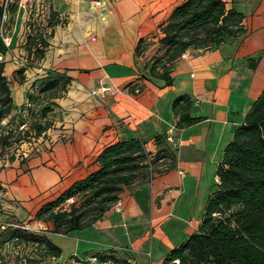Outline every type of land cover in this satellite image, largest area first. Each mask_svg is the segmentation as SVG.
<instances>
[{"label": "crops", "instance_id": "1", "mask_svg": "<svg viewBox=\"0 0 264 264\" xmlns=\"http://www.w3.org/2000/svg\"><path fill=\"white\" fill-rule=\"evenodd\" d=\"M183 1L57 0L60 9L64 10L61 15L69 14L68 23L60 24V21L56 25L46 57L39 66L44 70L64 71L72 77L68 91L56 98V124L49 130L48 137L56 139L60 133V139H71L76 143L77 161H83L86 166L85 175L77 180L98 168L96 156L104 146L137 136L146 143L152 141L151 150L147 149L155 152L158 144L154 139L159 134H166L168 143L177 149V171L160 175L157 179H154L155 173L153 184L148 189L153 196L181 198L185 194L186 183L195 181V172L197 177H203L209 167L210 173L214 169L217 171L226 145L264 89V0H252V6L248 8L243 4L239 8L240 1L236 0L235 7L245 14L247 32L242 36L229 37L213 48L188 49L169 67L174 83L166 85L165 79L150 74V65L158 53L156 36L160 25ZM254 32L262 34L263 38L255 37L259 43L250 47L249 36ZM141 38L146 39L147 45L138 54L136 47ZM71 45L74 49L63 50ZM250 59L256 62L255 68L251 67ZM74 70H80V73L76 74ZM104 87L109 90L100 95L92 93ZM134 87H140L141 92L134 93ZM184 93L194 100L193 115L202 116L204 120L179 129L173 102ZM61 100L67 102L66 106ZM72 112L77 115L69 120L66 114ZM99 120L100 127H93ZM78 140H83L85 145L80 146ZM182 167L191 173L187 175ZM147 181H138L126 188L131 189ZM217 182L215 174L214 187L209 195L216 189ZM182 200H176L175 205L169 202L170 206L175 209L180 203L187 207V200ZM162 206L163 201L160 200L159 207ZM142 212L139 204L120 197L110 216L85 228V239L76 238L77 245L72 255L82 257V253L87 251L115 247L125 253L132 264H162L167 253L183 240L177 237L172 244L165 240L164 235L159 236V243L154 250L152 248V259H149L147 243L137 248L138 242L134 234L132 236V229L139 227L134 223L138 216H133ZM158 218L163 219L162 215ZM202 218L197 220L193 232ZM37 222L43 228L50 226L43 221ZM112 231L113 236L122 234L127 243H133L137 249L135 254L128 248L118 247L117 242L110 244ZM153 232L155 235V229ZM83 246L85 250L82 252ZM152 246H155V241H152Z\"/></svg>", "mask_w": 264, "mask_h": 264}, {"label": "trees", "instance_id": "2", "mask_svg": "<svg viewBox=\"0 0 264 264\" xmlns=\"http://www.w3.org/2000/svg\"><path fill=\"white\" fill-rule=\"evenodd\" d=\"M17 0H0V34L4 16L14 10ZM236 0H184L170 17L160 25L158 53L152 58L150 74L174 83L169 67L192 47L213 48L229 37L244 35L245 14L235 7ZM53 11L48 25L58 24ZM34 58L46 57L50 41L43 32H29L26 39ZM141 38L138 54L146 48ZM0 36V156L15 143L36 142L48 137L49 116L56 109V98L68 91L72 77L64 71L47 69L36 79L23 98V107L15 99L7 75L8 55L11 53ZM31 62L21 64L16 71L20 83L26 79ZM252 68L256 62L250 59ZM39 88L38 94L33 93ZM41 109L36 107L44 100ZM193 98L184 93L173 102L179 129L194 125L204 117L192 113ZM25 110H28L25 115ZM31 114L32 118L27 117ZM5 120H7L5 122ZM55 127V126H54ZM158 149L149 151L140 137L118 140L108 144L96 156L98 168L82 179L74 181L55 198L46 200L33 218L0 223V264H55L62 256V247L50 235L87 228L100 221L119 200L121 192L130 185L149 180L155 171L175 168L177 149L168 143L166 134L155 136ZM36 146H38L36 144ZM37 152V148L33 150ZM15 155L11 160L27 162L32 156ZM216 189L209 195L199 227L172 248L162 264H264V89L254 101L242 124L226 145L216 171ZM0 185V192L5 191ZM8 200H11L7 198ZM73 199L72 202H69ZM49 223L48 228L33 231L25 224L33 221ZM3 224V225H2ZM121 253H120V252ZM96 258L97 264H132L130 258L115 247L85 252ZM76 264H89L74 257Z\"/></svg>", "mask_w": 264, "mask_h": 264}, {"label": "rangeland", "instance_id": "3", "mask_svg": "<svg viewBox=\"0 0 264 264\" xmlns=\"http://www.w3.org/2000/svg\"><path fill=\"white\" fill-rule=\"evenodd\" d=\"M17 1L18 6L14 10H11L12 12L9 10L4 16L3 22L5 23L4 25L2 24V31L4 37L10 42L9 46L12 49L11 53L8 55L7 75L10 78L13 95L19 106L23 107L22 104L24 101L22 100V97L24 96L26 90L29 89L36 79L41 78L40 76L44 75L46 72V70L40 68L39 66L41 60L34 58V54H32V52L27 48V35L29 32L34 34L43 32L47 35V38L50 41L54 35H50L53 27L48 25L52 12L56 11L58 13L56 16L58 24L60 21V24L68 23L67 17H69V14L61 15L64 10L62 11V9H60V4H58L57 0ZM239 1V8L243 7L242 4L246 5L245 8L252 6V0ZM54 29H56V26ZM256 33L257 32H254V35L249 36L250 47H255L259 43V39H254L255 37L263 38L262 34ZM71 48L74 49L71 45L67 48H63V50L67 51ZM59 61L60 60L58 59L56 60L57 63H59ZM29 62L32 64H30V67L26 71L25 82L20 83V77L16 71L19 67H21V64H28ZM73 72L78 74L80 73V70H74ZM38 90L39 88H36L33 93L36 94ZM41 100H44V98ZM47 102L48 100L45 99L36 108L41 109ZM61 103L63 106H66L67 104L65 100H61ZM75 110H78V107H76ZM25 111L26 112H24V114L26 115L28 110ZM76 115V112H72L66 114V117L70 120V117L72 118ZM31 116V114L27 115V117L32 118ZM55 116L56 114L54 112L51 113L48 118L51 122L49 126H51L52 129L56 124L55 118L57 116ZM6 121L7 120H5V122ZM78 124L80 125L79 122L77 125ZM100 124L101 121L99 120L95 123V125H93V127L99 128ZM58 136L59 137L56 139H53L52 137H46L43 139L42 137H38L36 142H32L31 144L30 142L20 144L15 143L8 146L3 155L0 156V185H3L6 188L3 193L0 192V223L7 220L18 222L16 221V215L21 219L33 218L38 208L44 201L55 198L68 188L74 180H77L85 175L84 171L86 170V166L83 161H77L79 157L76 149V143L71 139H60V133H58ZM150 142L152 141L146 143L149 150H151ZM36 144L38 146H36ZM79 145L84 146L85 142L83 140L79 141ZM35 148H37V152L33 151ZM20 153L21 155L25 154L26 156L30 154L33 155L27 162H20L19 159H15L13 161L11 160L12 156L17 154L20 155ZM29 167H31V169L27 170ZM182 169L186 171L187 175L191 173V171L189 172L186 167H182ZM175 170L177 171V169L172 168L171 170L163 173L155 171L156 175L154 179H157L160 175L167 174ZM215 170L216 169L210 173L209 167V171L205 170L203 177H197V173L195 172V181L192 183L188 181L186 183V189L184 191L185 194L182 195L181 198L177 196L175 199H180V201H183L182 199H186L189 203L187 207L181 206L179 203L174 209L170 206L169 202H174L175 205L176 200L173 199L171 195H168L167 198L160 199L157 195L153 196V193L148 192V189L153 184V177H150L147 182L138 184L131 189L126 188L121 192V199L129 198L130 203H137L143 209L142 213L133 216L134 218L138 216L137 219H134V223L138 224L139 227H137V229H132V236L134 234V238L136 239L135 241L138 242L136 245L137 248H140L144 243H147L146 246L149 250L147 252V256L149 259H152V248L154 250L156 245L159 243V236L164 235L167 242L175 244L173 239L177 240V237H179L182 238L181 240H184L195 230L197 220L201 219L205 211L209 191L214 187L216 174ZM162 194H165L164 190H162ZM7 198L11 200H8ZM160 200L163 201L162 207H159ZM112 208L113 207L105 213L104 217L111 215L110 211ZM13 212L16 213V215L13 214ZM161 215L163 219L159 220L158 217ZM4 226L6 225H3L0 229H3ZM25 227L33 231H40L41 228H43L40 222L35 220L25 224ZM84 229L74 230L68 235L55 233L50 235L51 239L62 247L61 260H54L53 263L76 264L74 257L78 256L72 255V252L77 245V237L82 239L86 238V232ZM154 229L155 235L153 232ZM113 234L114 231H112V235H110V244L117 242L118 247L123 249L128 248L133 254H135L137 249L134 248L135 246L133 243H127L126 237L122 234H115L114 236ZM152 241H155L154 247L152 246ZM84 250L83 246L81 251L83 252ZM122 254L124 253L122 252ZM79 258L89 264H97L98 262L96 258H88L86 253H82V257Z\"/></svg>", "mask_w": 264, "mask_h": 264}, {"label": "built area", "instance_id": "4", "mask_svg": "<svg viewBox=\"0 0 264 264\" xmlns=\"http://www.w3.org/2000/svg\"><path fill=\"white\" fill-rule=\"evenodd\" d=\"M0 36H2L3 40L5 41V43L9 46V45H10V42L8 41V39H6V38L4 37V35H3V31H1ZM1 58H2V56H0V60H1ZM108 90H109V88L104 87V88H102L101 91H96V90H94V91H92V93H93V94H96V95H100V94H103L104 92H106V91H108ZM133 90H134V93H136V94H138V93L141 92L140 87H134ZM72 201H73V199H70V200H69V202H72ZM103 264H113V263H112L111 261H107V262H104Z\"/></svg>", "mask_w": 264, "mask_h": 264}]
</instances>
